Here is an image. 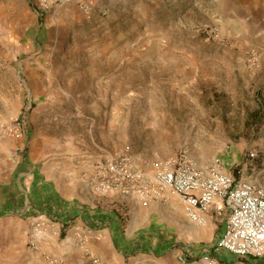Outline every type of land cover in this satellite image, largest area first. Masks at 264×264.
<instances>
[{
    "label": "rangeland",
    "instance_id": "374dc122",
    "mask_svg": "<svg viewBox=\"0 0 264 264\" xmlns=\"http://www.w3.org/2000/svg\"><path fill=\"white\" fill-rule=\"evenodd\" d=\"M42 5L0 0V141H17L29 124L49 127L72 136L89 177L86 162L125 151L149 176L147 163L186 152L202 167L219 160L221 172L264 187V73L252 65L250 45L225 35L220 0ZM151 200L121 210L140 241L160 239L185 257L186 248L205 249L216 236L193 235L199 229L178 197ZM8 221L0 247L13 246L0 248V264H25L24 226Z\"/></svg>",
    "mask_w": 264,
    "mask_h": 264
},
{
    "label": "crops",
    "instance_id": "0c3cea01",
    "mask_svg": "<svg viewBox=\"0 0 264 264\" xmlns=\"http://www.w3.org/2000/svg\"><path fill=\"white\" fill-rule=\"evenodd\" d=\"M220 3L219 19L227 25L225 35L235 45H250L249 58L258 59L257 71L264 73V0ZM50 131L49 127L34 130L29 124L17 141H0V224L4 228L0 235L9 232L8 220H17L24 226L20 228L25 229L28 243L21 256L25 264H50L48 253L61 257L62 264H203V254L232 258L226 251L210 248L222 236L227 212L208 213L204 228L186 215L187 221L199 229L193 234L196 238L203 231L216 236L209 239L205 249L196 245L186 248L185 257L183 249L171 253L161 247L157 244L160 239L152 244L140 241L136 227L130 222L123 224L121 210L128 206L131 211L153 200L100 191L96 181L79 166L76 158L80 154L72 136L53 135ZM179 203L185 213L183 203ZM32 220L43 224V228L31 227ZM12 246L4 244L0 248L5 252ZM254 262L264 264V258Z\"/></svg>",
    "mask_w": 264,
    "mask_h": 264
},
{
    "label": "built area",
    "instance_id": "2783aa9c",
    "mask_svg": "<svg viewBox=\"0 0 264 264\" xmlns=\"http://www.w3.org/2000/svg\"><path fill=\"white\" fill-rule=\"evenodd\" d=\"M57 1L43 0L42 10ZM252 65H258L255 57ZM218 162L202 167L186 152H180L165 163H147L152 171L149 176L125 151L115 157L97 159L90 165L86 162L85 167L91 169L90 177L105 193H121L147 201L164 200L167 195L178 197L189 220L197 225H207L206 215L212 211L218 215L227 212L222 236L214 248L226 251L232 258L203 254L201 261L203 264H257L256 259L264 258V187L221 172ZM30 225L34 229L44 226L35 220ZM48 260L50 264H62L53 255Z\"/></svg>",
    "mask_w": 264,
    "mask_h": 264
}]
</instances>
